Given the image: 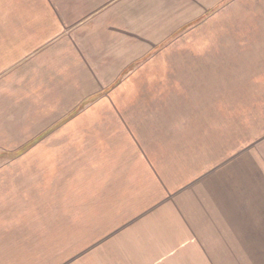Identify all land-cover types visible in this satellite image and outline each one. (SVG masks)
<instances>
[{
	"label": "crops",
	"instance_id": "0c3cea01",
	"mask_svg": "<svg viewBox=\"0 0 264 264\" xmlns=\"http://www.w3.org/2000/svg\"><path fill=\"white\" fill-rule=\"evenodd\" d=\"M0 264H264V0H0Z\"/></svg>",
	"mask_w": 264,
	"mask_h": 264
}]
</instances>
